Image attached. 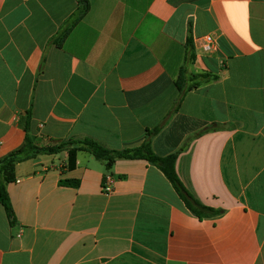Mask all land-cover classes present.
<instances>
[{"label":"crops","instance_id":"0c3cea01","mask_svg":"<svg viewBox=\"0 0 264 264\" xmlns=\"http://www.w3.org/2000/svg\"><path fill=\"white\" fill-rule=\"evenodd\" d=\"M189 31L188 72L214 79L171 114ZM28 114L42 146L90 138L122 151L162 125L153 153L177 154L183 185L218 214L197 218L143 160L107 169L78 152L69 171L66 152L40 155L6 186L14 224L0 205V264H264V0H0V159Z\"/></svg>","mask_w":264,"mask_h":264},{"label":"trees","instance_id":"16d2710c","mask_svg":"<svg viewBox=\"0 0 264 264\" xmlns=\"http://www.w3.org/2000/svg\"><path fill=\"white\" fill-rule=\"evenodd\" d=\"M87 11V3L85 1L80 2L76 11L66 20L57 34L53 37L51 44L60 48L70 31L84 17ZM193 61V46L189 31V36L187 37L185 44L184 64L180 68L179 74L175 80V87L179 91V98L177 99L171 114L176 111L183 96L187 92L214 79V76L208 74L189 73L188 67ZM28 123L29 114L24 125L25 136L22 144L17 149L0 159V205L4 208L10 225L14 224V214L11 208L6 186L15 181V165L34 159L40 155H54L61 152L67 153L66 169L69 171L73 170L76 166V155L78 152H86L90 154L97 162L103 163L107 169H110L115 161L120 159L146 161L161 171L185 208L197 218L215 216L218 214L217 211L199 203V201H197L183 185L175 169L177 154H171L166 157H158L153 153L150 140L160 131L162 125L147 131L143 142L137 148L116 151L110 150L90 138H71L66 141H58L45 146L37 145L28 134ZM59 184L74 188L77 187L78 182L75 180H64L60 181Z\"/></svg>","mask_w":264,"mask_h":264},{"label":"built area","instance_id":"2783aa9c","mask_svg":"<svg viewBox=\"0 0 264 264\" xmlns=\"http://www.w3.org/2000/svg\"><path fill=\"white\" fill-rule=\"evenodd\" d=\"M201 47L205 52H209L214 49V41L211 36H205L201 40ZM101 190L103 193H111V188H110V180L108 177H106L101 185Z\"/></svg>","mask_w":264,"mask_h":264}]
</instances>
